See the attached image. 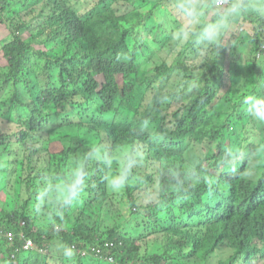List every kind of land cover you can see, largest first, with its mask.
<instances>
[{
	"label": "trees",
	"instance_id": "16d2710c",
	"mask_svg": "<svg viewBox=\"0 0 264 264\" xmlns=\"http://www.w3.org/2000/svg\"><path fill=\"white\" fill-rule=\"evenodd\" d=\"M17 1L27 4L15 9L12 3ZM110 1L115 0H0V24L7 22L12 34L0 46L1 58L10 62L0 67V98L4 102L0 105V177H9L14 188L18 180L24 185L10 210L6 208L8 203L3 194L0 195V227L16 233L12 245L0 238V255L3 256L0 264H47L46 254L56 239L76 245V250L106 240L114 241L117 259L114 264L264 261V170L251 181L222 177L211 189L201 184L184 198L169 194L163 203L141 208L136 191L142 184L145 187L153 184L151 179L145 178L124 192L128 206L136 207L135 211L120 213L116 210L111 214L104 211L102 214L105 197L99 199V196L107 194L104 176L113 169L106 172L103 166L92 165L89 175L98 184L94 199L90 202L80 199L76 206L66 210L64 219L75 211L77 215L69 229L61 227L53 231L48 218L37 216L33 211L40 176L49 170H60L69 157L83 153L96 142L115 145L118 153L125 146L123 142L138 133L147 148L150 164L164 158L178 161L197 145L206 150L209 165L216 159L212 150L218 131L211 113L218 102L234 92L232 65L220 69V53L199 64L187 58L169 63L167 58L158 57L154 59L152 81L140 92L136 88L137 51L139 47L148 53L150 44L130 43V12H121ZM126 2L115 1L120 6ZM160 10L163 19H168L170 13L166 14L163 7ZM15 21H19L15 25L18 33L9 23ZM161 24L160 31L170 35V25ZM25 28L30 30L29 36L37 35L44 50L35 45L26 46L19 35ZM143 38H151L160 46L159 37ZM261 42L257 31L256 43ZM180 53L181 50L176 55ZM53 60V71L51 66L50 71L43 70V66ZM172 73L187 79L183 90L186 102L178 107L170 102L154 103L156 96L148 90L156 80ZM46 75L49 81L43 89L38 82L47 81ZM54 78L57 81H52ZM192 80L195 87L188 91ZM249 90H253L252 85L245 92ZM241 100L235 103L243 110ZM130 105L132 112L127 114L125 110ZM68 107L85 109L87 117L74 122V117L66 111ZM149 109L159 139L148 132H139L138 122ZM90 110L92 114L88 115ZM236 114L242 116L239 112ZM205 122L213 127V135L199 134ZM47 125L50 127L46 128ZM63 128L69 131L62 132ZM80 131L82 137H79ZM55 144L60 146L58 151H53ZM39 156L49 159L47 169H36L32 165ZM109 202L112 205L113 201ZM120 214L124 219L115 225L112 218ZM21 233L34 241L33 248L22 249ZM77 256L78 264L105 261L92 255L82 257L77 253Z\"/></svg>",
	"mask_w": 264,
	"mask_h": 264
},
{
	"label": "clouds",
	"instance_id": "9594fccd",
	"mask_svg": "<svg viewBox=\"0 0 264 264\" xmlns=\"http://www.w3.org/2000/svg\"><path fill=\"white\" fill-rule=\"evenodd\" d=\"M168 13L173 17L169 35L173 46L189 45L201 56L215 55L221 49L231 47L236 36L234 29L240 20L246 17L264 18V0H168ZM189 83L195 87L194 82ZM169 102L167 94H156L154 103ZM241 103L249 119L264 124V90H249ZM153 119L152 110H147L138 122V129L140 133L148 132L154 139H159ZM123 143L125 146L118 153L115 145L93 143L83 153L69 157L60 170L43 173L33 203L35 214L46 216L52 230L59 231L66 210L77 203L85 192L92 165L103 166L106 172L113 169L104 176V181L116 193L142 179H151L156 187L153 190L149 186L145 200L161 204L167 195L184 198L201 184L211 189L220 183L222 177L227 180H254L261 160L246 144L229 141L222 144L211 165L201 145L195 146L178 161L164 158L150 164L147 148L138 133ZM52 247L67 264H74L77 253L82 256L79 251L92 246L76 250L73 245L56 239L52 241Z\"/></svg>",
	"mask_w": 264,
	"mask_h": 264
},
{
	"label": "rangeland",
	"instance_id": "374dc122",
	"mask_svg": "<svg viewBox=\"0 0 264 264\" xmlns=\"http://www.w3.org/2000/svg\"><path fill=\"white\" fill-rule=\"evenodd\" d=\"M117 1V0H115ZM115 1H110V3L118 8L121 12H130V35L129 40L131 44H139V43H148L150 44L148 53H144L141 48L138 47V62H139V71L136 76V88L140 92H144L146 88V83L148 81H152V74L154 72L155 63L154 59L158 57H165L169 60V63H174L179 58H187L189 62L193 64L204 63L207 57L215 56L211 54H205L201 56L194 47H185L182 45L173 46L171 40L169 39V35L167 33H162L160 28L162 27L161 23H166L171 25L173 17L169 15L168 19H163V13L160 10L163 7V10L166 11L168 6V0H127L125 4L120 6L121 4H116ZM27 2L17 1L12 3L13 8L19 9L24 7ZM138 11L140 14L138 15ZM19 21L9 22L10 26L16 33L18 30H15V25ZM261 25L263 27H261ZM259 32L260 38L262 40L261 43H256V32ZM236 32V36L231 44V47L224 48L220 50V60L219 67L220 69H227L228 66H231V80L234 86V92L231 94L229 92V97L224 99L220 103L218 102L211 115L215 121V129L218 131L216 135V141L214 148L212 150V155H215L220 150L222 144L224 142L234 141L246 144L250 149H253L257 155L261 158L260 165L257 169V177L264 170V124L258 123L249 119L247 114L240 109L239 103L236 104L235 101L239 102V98H242L246 94V88L249 85H252L253 90L257 91L264 90V18H243L238 22L237 28L234 29ZM30 30L28 28L23 29L19 35L21 36L23 42L26 46H34L37 48H41L44 50V46H40L41 40L38 39L36 34H30ZM152 37L156 36L160 38V46L155 44L151 38L149 40H145L143 37ZM12 37L10 29L7 28V22H1L0 24V46L4 40H8ZM61 48V46H56ZM181 50V53L177 56V52ZM53 51V50H51ZM54 52V51H53ZM0 52V67H6L10 62L5 61L4 58H1ZM35 60V58H33ZM55 61L47 62L43 67V70L49 67H52L53 71V63ZM50 71V69H49ZM47 81L38 82L41 88H45L47 82L49 81L48 76L46 75ZM184 80H187L181 75L177 73L166 74L163 78L156 80L151 90H148L152 93V95L167 94L170 97V103L174 107H178L182 105L185 100L184 90ZM52 81H57L54 78ZM190 82H193L190 81ZM232 86V87H233ZM192 85L189 83L188 91L192 90ZM238 88V89H237ZM187 91V92H188ZM242 93V96L240 94ZM3 98H0V105L3 104ZM136 103H133V107L135 109ZM66 111L74 117V122L82 121L86 118L85 109H73L68 107ZM127 114L132 112V105L128 106L125 110ZM241 113V117H239L236 113ZM92 114V110L88 112V115ZM235 121H237V125L234 126ZM50 126L47 125L46 128ZM69 131L67 128H63L61 130ZM214 133L213 127L207 122L204 123L202 128L199 130V134L207 137L211 136ZM79 137H82V133L80 131ZM60 146L58 144L53 145V151H58ZM121 151V150H120ZM191 151V150H190ZM32 165L36 169L45 170L50 166L49 159L45 156H39L33 160ZM22 167L21 165H19ZM34 172V170H33ZM32 172V173H33ZM111 173V172H110ZM109 173V174H110ZM4 182H0V195L3 194V198L8 203L6 208L8 210L13 207V202L18 201L17 193L23 188L21 186V181L17 183L16 187H12L11 179L5 178L3 176ZM23 179H26L25 177ZM140 182V181H139ZM138 183V182H137ZM106 185V182H105ZM97 183L93 181L92 175H89L88 178V186L83 193L80 199L88 200L89 202L94 199V195L96 193ZM156 187L155 184L151 185V188L154 190ZM107 194H100L99 199L105 200L103 201V205H101V213L104 211L111 214L116 210H119L120 213H129L130 210L135 211L134 208H130L128 206V202L125 197V190L121 192H112L106 185ZM149 187H145L143 184L136 191L138 195V203L141 205V208L144 206H148L154 203H147L145 200L146 190ZM34 189V187H33ZM36 195V190H35ZM113 201L112 205H110ZM2 203V202H0ZM77 203L74 204L76 206ZM92 209V208H90ZM137 209V208H136ZM76 211L70 215L69 218L63 219L62 227L65 229H69L70 225L74 224L76 220ZM124 219L123 214L114 216L112 221L115 225H118ZM117 227V226H116ZM99 239V238H98ZM105 240V239H100ZM34 242V241H33ZM35 244V243H34ZM76 246V245H75ZM158 245H155V247ZM46 246H44V249ZM153 252L154 249H151ZM3 256L0 255V259ZM25 256H23L24 258ZM47 264H61L59 260L55 259L52 256L51 252L46 254ZM75 262V261H74ZM22 264V263H21ZM63 264H67L65 260H63ZM102 264H108L107 262H102ZM252 264H264L263 260L253 261Z\"/></svg>",
	"mask_w": 264,
	"mask_h": 264
},
{
	"label": "built area",
	"instance_id": "2783aa9c",
	"mask_svg": "<svg viewBox=\"0 0 264 264\" xmlns=\"http://www.w3.org/2000/svg\"><path fill=\"white\" fill-rule=\"evenodd\" d=\"M22 224H25V223L22 222ZM20 236L22 237L21 239H23L24 241L22 249L29 250L34 247V242L31 238H25L24 233H21ZM0 238L6 239L9 242V244L12 245L15 242L16 233L11 229L0 227ZM115 250H116V245L114 241L106 240L102 243L96 244L87 249L80 250L79 253L82 256L91 254L92 256L96 258L103 259L110 264H114V263H117V259L114 256Z\"/></svg>",
	"mask_w": 264,
	"mask_h": 264
},
{
	"label": "crops",
	"instance_id": "0c3cea01",
	"mask_svg": "<svg viewBox=\"0 0 264 264\" xmlns=\"http://www.w3.org/2000/svg\"><path fill=\"white\" fill-rule=\"evenodd\" d=\"M48 252H51L52 253V256L55 258V259H57V260H59L60 261V263L61 264H63V258L53 249V247L51 246V247H49V251ZM48 254V253H47ZM79 260V257L78 256H76L75 257V264H78V261ZM66 262V261H65Z\"/></svg>",
	"mask_w": 264,
	"mask_h": 264
}]
</instances>
